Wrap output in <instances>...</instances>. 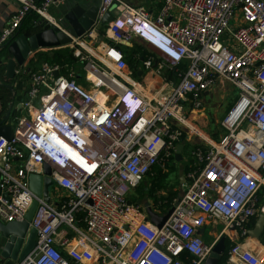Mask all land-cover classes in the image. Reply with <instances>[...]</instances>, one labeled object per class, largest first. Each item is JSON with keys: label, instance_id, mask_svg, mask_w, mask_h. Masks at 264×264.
<instances>
[{"label": "built area", "instance_id": "obj_1", "mask_svg": "<svg viewBox=\"0 0 264 264\" xmlns=\"http://www.w3.org/2000/svg\"><path fill=\"white\" fill-rule=\"evenodd\" d=\"M20 1L0 46L31 11L56 23L49 8L65 0ZM107 11L114 14L107 38L91 30L76 39L72 62L17 68L29 90L11 137H0V221H22L38 200L30 223L36 245L17 264H203L222 234L245 235L264 213V0H101L99 16ZM149 24L169 38L167 53L141 38ZM136 39L145 50L135 66L140 78L128 71L122 47ZM225 83L238 89L221 121L226 134L190 148L182 190L170 206L164 202L159 215L173 210L158 228L132 195L177 161L188 112ZM47 169L61 191L56 201L30 188L29 175ZM215 222L223 228L208 243L200 230ZM234 253L264 264L241 245Z\"/></svg>", "mask_w": 264, "mask_h": 264}, {"label": "water", "instance_id": "obj_2", "mask_svg": "<svg viewBox=\"0 0 264 264\" xmlns=\"http://www.w3.org/2000/svg\"><path fill=\"white\" fill-rule=\"evenodd\" d=\"M100 3H93L89 7L82 5H70L62 7L60 16L56 23L47 20L41 25L40 31L31 35L20 32V29L3 45L0 46V58L2 50L7 49L3 57L6 65V76L8 79H14L17 75V67L22 66L30 57L31 52L46 47L68 46L78 38L83 37L91 31L99 22L102 25L114 20V14L107 11L102 17L99 16ZM104 37H100L103 40ZM11 111L0 120V137L10 138L13 132V125L7 123ZM192 134L188 133L186 139H192ZM185 144L180 142L177 147L175 158L177 162L184 160L183 151ZM49 170L43 174H30L29 183L31 190L44 200L50 202V187L53 185L49 177ZM180 182L185 181L184 169L179 171ZM38 207V200H34L28 212L22 221L4 222L0 221V264H17L23 260L35 247L37 230L30 226ZM173 208L159 215L151 207H147L148 219L156 224L158 228L165 223L172 212ZM203 229L200 230V232ZM264 231V213L259 215L254 231H250L260 237ZM227 252L226 236H222L214 245L211 253L203 264H234L227 262L225 253Z\"/></svg>", "mask_w": 264, "mask_h": 264}, {"label": "crops", "instance_id": "obj_3", "mask_svg": "<svg viewBox=\"0 0 264 264\" xmlns=\"http://www.w3.org/2000/svg\"><path fill=\"white\" fill-rule=\"evenodd\" d=\"M130 3L133 4H143L145 0H127ZM99 0H65L63 3H60L58 5H52L49 8L50 14L58 19L61 13L62 7H69L70 5H82L84 7H89L93 3H98ZM22 2L20 0H0V34L4 28V26L8 23L10 18L19 10L21 7ZM150 9L154 11V13L158 12V5H154V3L149 4ZM37 15V14H36ZM45 22V20L41 17H33L29 16L26 18V21L22 23L20 26V32L24 33L26 35H31L33 33H36L40 31L41 29V24ZM107 28L108 25H102L99 22L96 24V26L92 29L95 34L98 35V39L100 37H103L107 33ZM105 38L107 36L105 35ZM86 41L88 40L89 42L91 41L90 37H86ZM145 44V43H144ZM124 50L127 53V61H128V71L131 72L134 76L140 78L142 73L135 71V66H138L142 63V57L145 56V50H144V45L143 43H138L137 41L132 44V45H122ZM62 50V49H68L71 53V48L68 46H56V47H46L39 49L37 51H34V54L27 59V64L28 66H31V68L35 67L37 68L39 64L46 60L47 57L52 58L54 57V54L57 50ZM2 56L4 57L7 53V49H1ZM141 53L140 58H137L136 55ZM0 58V66L2 67L0 69V120L3 119L10 111V117L8 118L7 123H11L13 125V130H14V125H15V117L20 114L21 112V102L23 99L26 98L28 90H29V81L25 75H16L14 79H8L6 76V65H5V59ZM71 57L72 53H71ZM74 60V58H73ZM18 68V67H17ZM144 76V74H143ZM79 80L83 81V76L81 73L78 75ZM144 78V77H142ZM219 87V86H217ZM216 87L212 89L209 92H206L204 94V101L206 98L209 96V100L212 98L213 95L218 94L217 91H215ZM185 144V148L187 147V150L189 148H192L196 144L193 142V137L190 140H185L183 141ZM184 155V154H183ZM158 171H154V174L157 175ZM154 174L149 175L146 179L151 178L150 184H146L148 187H152L154 182H156V176ZM161 175V174H160ZM159 175V176H160ZM165 177L160 179V181H163ZM145 179V180H146ZM147 182V181H146ZM162 183V182H161ZM146 187V186H145ZM52 196L51 199L56 201V195L61 193V191L57 189H53V192L51 191ZM135 199V198H134ZM141 200L146 207H151L153 211L156 213H160L159 211H162V209L165 207V203L167 206H170V203L172 202L173 199H170L168 196L163 195L162 193H156V191H152L150 194L146 196L145 199H137ZM149 203L148 205L146 203ZM158 202H162L160 204V207L158 205ZM165 202V203H164ZM155 208V209H154ZM259 218V215L254 217L250 224H249V229L245 235H242L239 231H236L234 229H230L228 232L222 234V236H226V243L227 247L230 245V247H234L236 245H241L243 249H247L257 256L264 258V231L261 234L260 237L256 236L255 234L251 233L252 231L255 230L257 220ZM152 222V221H151ZM223 224L220 222H215V223H210L206 225L203 230L201 231V234L206 242H211L215 237H217L220 232L222 231ZM251 231V232H250ZM221 236V237H222ZM220 237V238H221ZM230 248V249H231ZM230 251V250H229ZM228 254V257H226ZM225 257L227 258V262H232L234 264H245L244 262L241 261L239 254L234 253L231 257L229 253H225ZM93 264H100L97 261L94 262Z\"/></svg>", "mask_w": 264, "mask_h": 264}, {"label": "rangeland", "instance_id": "obj_4", "mask_svg": "<svg viewBox=\"0 0 264 264\" xmlns=\"http://www.w3.org/2000/svg\"><path fill=\"white\" fill-rule=\"evenodd\" d=\"M138 43H143L139 39H136ZM215 91L218 94L213 95L212 98L209 100L206 98L204 102V106L201 109H197L194 111H189L188 114V123L189 127L183 126L186 132L193 135V142L196 144L197 142L203 141V138L210 139L213 141H219L223 136H225L226 131L221 126V121L225 116L229 106L233 102V100L238 95V89L230 84L225 83L224 85H219L216 87ZM196 128V134L193 132ZM201 132L198 133L197 132ZM194 133V134H193ZM208 140V141H210ZM190 148L187 150V147L184 149L183 154L185 160L181 162H173L170 166L165 167L162 171L166 173V177L164 178V182L162 184L165 187H156L159 188L158 190L154 187H148L147 185L150 184L152 181L151 178L146 179L141 182V184L136 188L133 193V198L137 199H145L148 194L152 191L156 190V193H162L170 198L171 193L173 191H181V183H180V176L179 171L180 169H185L187 166V161L190 158ZM146 179V180H145ZM147 181V182H146ZM147 184V185H146ZM146 186V187H145ZM51 191L53 192V187L51 186ZM174 198V197H173ZM172 198V199H173ZM151 233H154V230H151ZM151 236V235H150Z\"/></svg>", "mask_w": 264, "mask_h": 264}, {"label": "trees", "instance_id": "obj_5", "mask_svg": "<svg viewBox=\"0 0 264 264\" xmlns=\"http://www.w3.org/2000/svg\"><path fill=\"white\" fill-rule=\"evenodd\" d=\"M41 1V0H40ZM36 12H34V11H31V12H29L28 13V15H27V17H31V16H33V17H39V15L37 14ZM26 17V18H27ZM26 18H25V20L24 21H26ZM23 21V22H24ZM46 60L47 61H50V62H57V63H61V64H63V63H66V62H72L73 61V57H71V53H70V51H68V49H60V50H57L56 52H55V54H54V57H52V58H49V57H47L46 58ZM2 67L0 66V69H1ZM181 68H183V69H186V66L184 65V64H181ZM185 137H186V135H185ZM185 137H184V140H185ZM188 169V166H186L185 167V171ZM157 171H158V173H157V175L156 174H154L157 178V180H156V182H154V184H153V186L152 187H154L155 189H159V188H156V187H165L161 182H164V180L163 181H160V179L159 178H163V177H166L165 175H166V173H164V172H162L159 168L158 169H156ZM161 174V175H160ZM160 175V176H159ZM180 181V180H179ZM156 191V190H155ZM179 194V191H173L172 193H171V195L172 196H170V199H172L173 197H175L176 195H178ZM230 245L227 247V253H229V250H230ZM226 257H228V254H227V256Z\"/></svg>", "mask_w": 264, "mask_h": 264}, {"label": "clouds", "instance_id": "obj_6", "mask_svg": "<svg viewBox=\"0 0 264 264\" xmlns=\"http://www.w3.org/2000/svg\"><path fill=\"white\" fill-rule=\"evenodd\" d=\"M141 38L145 40L147 43L151 44L156 49H159L162 52H166V48L170 47L169 38L160 30H158L153 25L149 24L146 28V31L141 33ZM67 139H70L65 134H63ZM43 151V153L49 157H51L45 147H38Z\"/></svg>", "mask_w": 264, "mask_h": 264}, {"label": "bare ground", "instance_id": "obj_7", "mask_svg": "<svg viewBox=\"0 0 264 264\" xmlns=\"http://www.w3.org/2000/svg\"><path fill=\"white\" fill-rule=\"evenodd\" d=\"M195 131H196V128H195ZM197 133H201L200 131L199 132H197ZM202 134V133H201ZM147 205L149 204L148 202L146 203Z\"/></svg>", "mask_w": 264, "mask_h": 264}]
</instances>
